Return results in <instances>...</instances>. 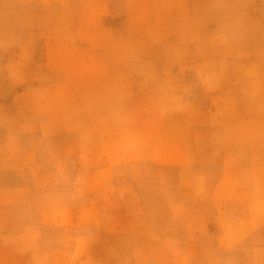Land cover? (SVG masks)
<instances>
[{
    "label": "clouds",
    "instance_id": "9594fccd",
    "mask_svg": "<svg viewBox=\"0 0 264 264\" xmlns=\"http://www.w3.org/2000/svg\"><path fill=\"white\" fill-rule=\"evenodd\" d=\"M0 264H264V0H0Z\"/></svg>",
    "mask_w": 264,
    "mask_h": 264
}]
</instances>
